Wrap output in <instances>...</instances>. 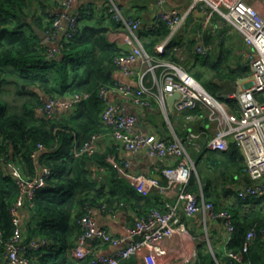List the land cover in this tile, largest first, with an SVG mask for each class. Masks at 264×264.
I'll return each instance as SVG.
<instances>
[{"label": "built area", "instance_id": "obj_1", "mask_svg": "<svg viewBox=\"0 0 264 264\" xmlns=\"http://www.w3.org/2000/svg\"><path fill=\"white\" fill-rule=\"evenodd\" d=\"M58 2L62 12L51 16V27L44 32L43 45L47 60L61 57L65 45L78 31L82 19L80 15L72 12L79 0ZM156 2L161 9L155 14L147 30L153 31L165 24L169 33L155 46L153 55L147 52L140 37L142 21L125 16L112 0L108 3V14L119 26L112 42L125 53L115 60L117 74L127 78L137 76L138 82L137 87H134L115 78L100 88L99 97L104 103L101 121L109 131L117 151L136 153L147 150L152 157L166 158L174 163L162 171L168 181L166 185L157 178L131 175L126 171L128 164L119 168L120 176L142 197H148L154 191L161 193L163 197L157 202L159 207L136 220L134 226L128 230L127 237L109 233L99 225L96 216L97 211H112L124 206L123 204L88 207L78 220L81 234L73 253L77 259L90 257L89 264H122L144 251L156 257L161 253L163 242L175 236L187 235L182 217L190 219L199 213H203L205 223L208 220H220L225 227L227 241L231 240L235 231L233 215L226 210H217L211 201L205 199L202 189L198 194L189 189L192 177H198L196 163L188 152L189 146L200 152L201 139L206 140V148L211 152H228L231 143H235L244 157L243 174L248 179L237 188L238 198L243 201L264 199V0H191L181 10L164 9L168 0ZM196 12L203 16L202 27L194 35L196 55L209 57L215 54L214 43H205L203 31L223 30L219 23L232 28L242 38L245 48L242 52V65L250 69L251 77L248 81L245 77L238 78L233 83L236 92L224 97L236 101L237 110L211 95L188 72L184 63L187 62L189 53L185 51V47L172 48L171 56L174 58L164 57L172 41L182 32L186 20ZM216 16L219 20L213 26L212 20ZM137 62L138 72L131 67ZM175 93H179L180 98L174 102V110L170 111L167 99ZM113 95L143 108H151L155 103L173 131L171 136L160 138L154 133L138 132L136 116L125 113L119 103L111 100ZM89 97V93H76L66 99L45 97L42 105L37 108V116H55L57 109L69 111ZM171 116L180 120L182 129L186 132L185 139L177 136ZM203 117L207 119V125L204 130L195 132L191 124ZM101 139L102 136L93 135L82 144L74 142L73 157H93L98 151ZM47 151L44 145L39 144L31 153L32 160L37 164L40 156ZM7 169L19 193L10 208L13 233L6 241L3 240L4 232L0 225V240L5 248L3 264H30L26 253L39 250L45 241H25L22 215L26 208L35 207L36 194L47 186L52 171L37 164L35 174L29 176L18 161L8 163ZM261 234H264V229H261ZM257 236L258 231L251 229L246 235L242 250L239 253L227 252L225 255L241 263L242 255L249 251ZM101 245L112 247L115 251L110 254L103 253L97 249ZM191 258V264H198L197 249ZM213 264H220L215 255Z\"/></svg>", "mask_w": 264, "mask_h": 264}, {"label": "trees", "instance_id": "obj_2", "mask_svg": "<svg viewBox=\"0 0 264 264\" xmlns=\"http://www.w3.org/2000/svg\"><path fill=\"white\" fill-rule=\"evenodd\" d=\"M43 3L44 0H0V225L4 232L3 240L6 241L13 233L10 208L19 193L8 173V163L18 161L29 176L35 174L37 164L48 167L52 176L47 186L37 192L35 207L25 209L27 212L23 219L25 241L40 239L45 243L39 250L27 252L26 258L30 264H60L58 260L81 234L78 220L88 207L101 204L111 207L134 205L142 196L121 179L116 168L108 162L110 150L103 153L98 151L93 157L75 158L72 155L74 142L82 144L93 135L104 137L109 133L101 121L104 103L99 97V91L104 84L113 80L118 72L115 60L125 53L109 40L108 29L102 26L79 27L65 45L61 57L47 60L43 39L35 30L37 28L45 32L51 27L49 21L44 23L36 14L37 5ZM51 18L47 17V20ZM113 24L118 26L114 21ZM201 27L200 22L192 31H187L185 27L184 34L172 41L164 57L174 58L171 56L172 48L186 47L187 52L193 56L184 63L188 72L211 95L237 110L236 101L221 96V83L225 80L234 83L238 78L245 77L249 69L240 65L235 70L234 65H229L226 54L229 51L224 49L223 39L212 37V34L219 33L221 36L228 35L230 28L228 31L211 30L208 32L212 34L204 35L205 43L218 42L216 56L196 55V42L192 36ZM168 33L165 24L153 31H141L140 37L147 52L153 55L155 46ZM223 59L229 65V71L223 76L217 75L213 80L205 82L201 71L192 72L197 65L217 69ZM6 87H13L16 98L21 102L17 107L2 98V91ZM76 93H89L90 97L69 111H64L62 116H37V108L42 105L45 97L66 99ZM206 120L203 117L192 123L191 127L195 132H200L204 130L202 124ZM174 129L180 139H185L186 132L183 129L178 126ZM199 143L200 152L189 146L198 171V177H192L189 189L197 194L202 189L205 199L211 201L217 210H226L233 215L235 231L227 244V251L239 253L251 229H264V199L243 201L234 191L237 184L234 177L243 176L245 169L244 157L235 143H231L229 151L223 153L209 151L205 139L199 140ZM39 144L44 145L48 151L40 156L36 164L31 153ZM220 181L225 189L222 195L217 189ZM233 195H236V201L228 202V198ZM253 203L260 205V208L244 212L245 207ZM156 207H159L158 203H150L144 215ZM262 247L263 241L259 237L249 251L242 255L241 263L227 255L221 259L216 253L214 255L220 264H261ZM200 250L198 264H213L214 255L208 249ZM4 252L0 240V264ZM90 261V257L83 260L84 264Z\"/></svg>", "mask_w": 264, "mask_h": 264}, {"label": "crops", "instance_id": "obj_3", "mask_svg": "<svg viewBox=\"0 0 264 264\" xmlns=\"http://www.w3.org/2000/svg\"><path fill=\"white\" fill-rule=\"evenodd\" d=\"M112 1L120 7L125 16L138 18L142 21L143 26L141 31L147 30V27L152 23L153 17L161 9L158 7L156 0ZM109 2L110 0H79V2L73 7L72 12L82 17L80 22V29L102 26L108 29V38L112 42L119 26L113 24V21L108 14ZM190 2L191 0H168L164 9L181 10L186 8L190 4ZM36 10L37 16L39 17V19H42L44 23L49 21V19L47 20V17H51L57 13L62 12V8L58 0H44L43 4L37 5ZM202 17L203 16L198 12L190 16L186 20L185 26L180 35L184 34L185 27L188 28L187 31H192L195 25H197L199 22L201 23ZM193 38L194 36H192V39ZM131 67L134 68L137 72L139 71L138 62L132 64ZM117 75L121 74L116 73L113 76V79H115ZM124 82L137 87L138 77H125ZM111 100L119 103L125 113L133 114L136 116V130L138 132L142 134L154 133L160 138H169L173 133L163 113L155 103L152 104L151 108H143L135 106L132 101L126 100L116 95H113L111 97ZM63 112V110L57 109L56 115L59 114L62 116ZM171 117L173 118V120L175 119V122H180V120L176 119V117ZM206 121L202 124L203 129L208 123ZM178 122L176 123V125H174L175 123H173V126H178L182 129V126L178 125ZM107 150L111 151L107 157L108 162L112 164L117 171L120 167L124 168L125 165L128 164L126 171L131 175H144L149 178H157L163 185L168 184V181L163 175L162 171L165 168L171 166L174 163L173 161L166 158L162 159L158 157H152L147 150H141L136 153L117 151L114 141L109 133L104 137L102 136V139L98 145L99 152L103 153ZM118 176L123 179L130 187H133L126 179L120 176L119 171ZM234 178L237 183L234 187V191L237 192V188L241 187L242 184L245 183L248 179L244 176V174L243 176L236 175ZM160 197H163V195H161V193L157 191H154L148 197H142V199L134 205L126 204L125 206L117 207L112 211H110L109 209L104 211H97L96 216L99 225L114 236L127 237L129 235L128 230L131 229L134 226L136 220L142 217L144 213H146L149 209L147 208V206L150 203H157ZM227 201L230 203H234L236 201V195L230 196ZM259 206L260 205H255L254 203L247 205L244 209V212L250 209H259ZM26 212L27 210L23 211V219L26 216ZM27 216L29 217V213H27ZM182 221L185 224L188 232L186 236H175L163 242L160 247L161 253L156 257L144 251L137 256H134L130 260L124 261L122 264H191V257L194 250L197 249L199 253L201 247L203 248L200 251H203V249H208V251H210L213 255L216 253L220 259L228 252L227 234L225 227L220 220H208L205 223L203 213H199L190 219L182 217ZM257 231L258 236L256 240L260 237L263 241V260L261 264H264V234H261V230ZM76 242L77 241L74 240L73 246L62 256L60 260H58V263L84 264V259H77L74 256L73 251L76 247ZM97 249L106 254H110L115 251L114 248L107 245L98 246Z\"/></svg>", "mask_w": 264, "mask_h": 264}, {"label": "rangeland", "instance_id": "obj_4", "mask_svg": "<svg viewBox=\"0 0 264 264\" xmlns=\"http://www.w3.org/2000/svg\"><path fill=\"white\" fill-rule=\"evenodd\" d=\"M218 20L219 19H218L217 16L212 20L213 26L217 25ZM219 26H221L223 30L227 29V31L230 28L227 25H223V23H219ZM223 30H219V31H223ZM208 31H211V30L203 31L205 37L207 36L208 33L209 34L211 33V32H208ZM228 32H229L228 35H225V36H221L220 33L219 34H212L211 33V34L213 35L212 36L213 39H218V40L219 39H221V40L223 39V44L225 46L224 49L227 48L228 51H229V52L226 53L227 57H228V61L230 62L229 65H231V64L234 65L233 67L234 68L236 67L235 70L237 69V66L238 67H241V66L245 67V65H242V60H243L242 52H243V50H245L243 42H242V38L232 28H230ZM217 43L218 42L214 43L215 48H216L215 53L218 50ZM184 49L187 52L186 47ZM188 55H189L188 56L189 57L188 60L190 58L192 59L193 56L190 55V54H188ZM215 56H216V54H215ZM229 65H228L227 60L223 59L222 63L219 64V67L217 69H212V68H209L208 66H202V68H201L199 65H197V66L193 67L192 72H196V70L197 71H201L203 73V78L206 80L205 82H208L209 80H213V78H215V76H217V75L223 76L225 73H227L229 71V69L227 68ZM250 77H251V71L249 69V72L247 73V75H245V80L248 81L250 79ZM14 92L15 91H14L13 87L12 88L6 87L2 91V98H4L5 101L11 103V105L13 107H17V105L19 104L20 101L16 98ZM171 118L172 117H170V119ZM171 122H172V120H171ZM177 122H175L173 120V123H175L174 125H176ZM178 125L182 126V124L180 122H178ZM188 152H189L190 157L194 161V157L192 155V152L191 153H190V151H188ZM217 189H218V192H219L220 195L224 194V191H223V190H225L224 189V184H222L221 181L219 183V186H217Z\"/></svg>", "mask_w": 264, "mask_h": 264}, {"label": "water", "instance_id": "obj_5", "mask_svg": "<svg viewBox=\"0 0 264 264\" xmlns=\"http://www.w3.org/2000/svg\"><path fill=\"white\" fill-rule=\"evenodd\" d=\"M35 30L37 31V33L40 35V37L42 39L45 37V33L43 31H40L37 28H35ZM115 78L119 79V80H122V81H125V77L122 76V75H117ZM221 87H222L221 95L223 97H226V96L231 95V94L236 92V87L233 85V83L230 80L223 81L221 83ZM179 98H180V94L179 93H175L172 96L168 97L167 106H168L170 111L174 110V102L176 100H178Z\"/></svg>", "mask_w": 264, "mask_h": 264}]
</instances>
